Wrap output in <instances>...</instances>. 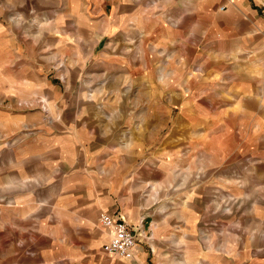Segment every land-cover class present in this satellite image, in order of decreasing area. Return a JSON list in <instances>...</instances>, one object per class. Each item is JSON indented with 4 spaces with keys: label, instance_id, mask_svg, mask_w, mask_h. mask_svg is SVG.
<instances>
[{
    "label": "crops",
    "instance_id": "crops-1",
    "mask_svg": "<svg viewBox=\"0 0 264 264\" xmlns=\"http://www.w3.org/2000/svg\"><path fill=\"white\" fill-rule=\"evenodd\" d=\"M98 3L99 10L113 12L110 20L103 19L102 28L106 30L102 38L109 36L107 32L114 33L117 26H138L139 18L132 16L160 4L165 16L173 18L165 26L164 18L156 15L151 23L154 31L162 27L157 38L165 49V69L138 66L92 70V74L98 75L119 74L112 81L115 90L107 93L99 87L92 91L96 94L94 100L85 98L89 90L81 92L82 97L63 100L72 113H64L62 123L53 118L45 122L39 114L19 118L16 127L32 130L33 136L25 134L8 149H1L0 264H148L153 241L144 237L147 234L161 242L159 249L165 252L209 249L198 241L202 236V219L206 218L201 204L209 202V195L200 188L192 193L190 187L180 188L179 178L168 187L164 180L167 173L158 170L159 162L150 154H137L143 148L133 146L129 152L117 151L139 136L137 126L142 117L151 119L155 114L157 100L165 99L166 103L172 89L164 91L162 86L173 72L188 81L192 94L204 91L229 101L223 109L199 117L204 132L196 140L202 148L218 151L223 167L237 156L229 159L227 150L233 142L242 157L249 154L250 147L257 149L264 142V122H260L264 117L259 118L255 127L250 125L251 117L241 118L245 101L261 87L264 72H240L238 67L231 73L233 80L222 83L228 79L227 73L222 76L225 65L234 62L226 55L234 49L226 45L238 30L237 16H225L228 0H147L145 8L140 0ZM240 10L246 16L256 17L259 13L264 17V0H243ZM125 16L131 17L127 24ZM5 32L0 25V34ZM260 55L264 58V54ZM244 59L241 53L238 60ZM243 66L241 63L240 67ZM77 74L79 69L73 73ZM134 74L142 77L130 80L129 76ZM151 75H165V82L160 80L156 90H152L155 83ZM93 81L110 83L99 77L90 79ZM181 91L183 100L191 99L187 89ZM110 93L112 97L108 98ZM171 99L175 101L176 97ZM176 106L181 113L172 118L161 113L165 119L170 118L166 133L177 117L192 121V115L183 111V103ZM148 147L151 150V143ZM217 178L210 176L205 187L217 185ZM37 204L44 207L32 213ZM102 212L121 218L139 236L132 260L109 258L102 251L107 239V232L98 221ZM163 231L165 237L161 235ZM220 248L232 251V247ZM205 258L207 264L234 263L226 254L225 258ZM198 259L192 264H200Z\"/></svg>",
    "mask_w": 264,
    "mask_h": 264
},
{
    "label": "rangeland",
    "instance_id": "rangeland-1",
    "mask_svg": "<svg viewBox=\"0 0 264 264\" xmlns=\"http://www.w3.org/2000/svg\"><path fill=\"white\" fill-rule=\"evenodd\" d=\"M98 1L0 0V25L6 31L0 37L7 35L6 38H0V66L5 60L16 61L15 69L3 68V74L13 77L4 83L0 82V154L2 148L8 149L25 134L33 136L32 130L16 127L19 118L39 114L45 122L52 120L48 111L30 105L28 93L35 88H40L39 95L57 100V108H63V100L82 97L81 92L89 90L88 96H91L93 89L99 87L107 93L115 90L112 81L119 74L98 75L92 74V70L138 66L165 69V49L157 38L162 27L154 31L151 23L156 15L164 18L165 26L173 18L165 16L162 11L150 13L143 9L138 11V15L132 16L139 18L138 26L131 23L117 26V32H107L109 36L101 38L106 30L102 28L103 19L107 17L110 20L113 12L99 10ZM140 2L143 8L147 6V0ZM128 17L125 16L127 20L124 24L129 23ZM78 69L79 75H73ZM97 77L110 83L102 85L96 81L90 82V79L95 80ZM131 77L140 79L142 76L134 74ZM150 78L155 83L152 90L158 87V78L165 82V75H151ZM75 79L80 81L76 82ZM138 87L142 89V86ZM153 109L155 113H165L170 118L181 113L177 106L171 110L166 106H154ZM65 113L71 114L72 111L67 109ZM248 152L243 157L234 156L233 161L223 167L224 174L217 175V185L207 188L205 181L200 187L202 193L209 195V202L201 204L206 218L202 219V236L198 241L199 245L209 249L165 252L159 249L161 242L158 243L151 234H147L144 237L153 241L148 264H192L196 258H199L200 264H207L205 256L225 258V254L234 261L233 264H264V194H256L251 200L242 198V194L247 196L253 187L264 185V168L258 163L264 162V152L251 147ZM236 180L241 184L246 183V186L229 183ZM253 202L257 203L256 208L252 207ZM102 213L126 225L134 238L136 249L139 236L129 225L116 215ZM99 226L107 232V239L102 246L104 254L109 258L122 259L105 252L112 230L104 228L100 222ZM221 246L232 247V251L221 250ZM187 253L189 255L185 257ZM134 254L131 259L124 260H132Z\"/></svg>",
    "mask_w": 264,
    "mask_h": 264
},
{
    "label": "clouds",
    "instance_id": "clouds-1",
    "mask_svg": "<svg viewBox=\"0 0 264 264\" xmlns=\"http://www.w3.org/2000/svg\"><path fill=\"white\" fill-rule=\"evenodd\" d=\"M243 0H228V12L225 16H237L238 30L231 41L226 45L234 51L230 53L226 52L228 59L234 61L231 64L225 65L224 72L228 74L227 80H222V83L226 84L233 80L231 75L238 67L240 72L249 71L251 69H257L264 72V58H261L260 54H264V17H261L258 13L256 17L246 16L241 10ZM160 4L154 5L150 10V13L161 11ZM34 11V9H33ZM223 12V9L220 10ZM48 25H42L45 27ZM227 27V23H225ZM102 38V37H101ZM243 53L245 59L241 62L238 60L240 54ZM243 67H240V64ZM11 67L16 68V61L5 60L0 66V82L4 83L10 80L13 76L3 74V68ZM145 69H147L145 67ZM132 80V77L129 76ZM160 85V80L157 81ZM261 87L257 89L254 97L248 99L244 103V107L241 110L242 119H250V125L257 126L258 120L264 117V79L260 82ZM32 90L28 93L30 105L35 107H42L48 111L49 115L57 122H63V115L66 112V106L63 108H57V100H49L43 95H39V89ZM164 91H170L169 96L165 99L157 100L156 103L159 107H165L169 110L176 105L183 103V111L192 115L191 122L182 121L179 117L172 123V128L168 129L167 133L164 129L169 123V119H165L160 112H156L151 116V119L141 118V123L137 126L139 136L136 139H130L122 149L117 151L129 152L133 148H143V151L138 150V155L143 156L145 153L150 154L156 161H158V170L166 171L167 175L164 177L168 187H172L174 181L180 179V188H191V193L195 192L201 185L212 175H223V165L220 163L218 151H209L207 148H202L200 144L196 143L197 138L203 134L204 128L201 127L203 123L199 119L200 116L205 115L212 110H221L229 104V101L222 99L221 97H213L206 95L204 91H199L198 94H192L191 88L188 85V81L183 77H178L175 72L171 74V78L168 82L162 86ZM179 89V92L174 91ZM187 89L191 95V99L183 100L182 91ZM215 91V89H212ZM172 96L176 97V100L171 99ZM96 94L91 96H85L88 100H94ZM200 100L201 103H195ZM54 109V111L52 110ZM79 118V117H78ZM264 122V121H260ZM234 127L238 125L233 122ZM173 130L174 133L173 134ZM145 136L147 139L145 140ZM139 141V142H138ZM149 143H151V150H149ZM259 152H264V144H259L257 147ZM229 159L233 155H239L236 152V144L232 143V146L228 148ZM227 161H225L226 163ZM260 167L264 168V162H258ZM124 183H128L127 180ZM237 186L244 187L245 184H241L239 180L229 181ZM256 194H264V185H257L253 187L247 196L242 198L251 200ZM241 198V197H238ZM258 205L253 202L252 207L256 208ZM44 205L37 204L32 208V213L39 212ZM239 225H237L238 227ZM183 241L181 238L180 243ZM182 244V243H181Z\"/></svg>",
    "mask_w": 264,
    "mask_h": 264
},
{
    "label": "built area",
    "instance_id": "built-area-1",
    "mask_svg": "<svg viewBox=\"0 0 264 264\" xmlns=\"http://www.w3.org/2000/svg\"><path fill=\"white\" fill-rule=\"evenodd\" d=\"M99 222L104 228L112 230L105 252L118 258L131 259L135 249V241L126 225L106 213L99 215Z\"/></svg>",
    "mask_w": 264,
    "mask_h": 264
}]
</instances>
